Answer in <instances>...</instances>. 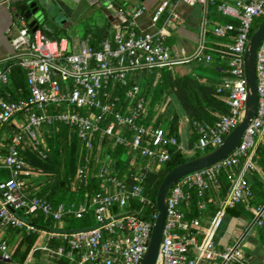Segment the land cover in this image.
Masks as SVG:
<instances>
[{
	"label": "built area",
	"instance_id": "1",
	"mask_svg": "<svg viewBox=\"0 0 264 264\" xmlns=\"http://www.w3.org/2000/svg\"><path fill=\"white\" fill-rule=\"evenodd\" d=\"M170 1L173 0H163L153 16L154 23ZM174 1L194 5L202 0ZM220 11L236 20L213 29L214 35L224 43L210 46L203 37L191 53L175 50L168 43L164 29L139 32L133 21L129 28L114 30L97 47L89 39L73 44L66 37L58 38L46 23L33 31L25 18L19 19L15 31L9 30L13 54L7 60H14L25 69L29 95L9 100L1 94L9 83L11 67L3 64L6 60L0 61V125L11 124L14 128L8 132L6 153L0 155V167L9 172V177L0 182L2 260L14 261L10 244L1 232L2 228L10 227L63 241L65 246L60 252H65L75 264L141 263L157 217V209L150 216L145 214V209L156 207V201L153 204L146 191V174L142 168L118 176L109 171L107 155L97 174L101 180L99 191L86 193L78 201L54 204L28 189L24 179L29 174L28 163L21 147L26 142L43 146L42 153L46 156L47 127L63 123L75 129L86 154L92 151L99 135L113 139L137 158L160 167L170 160L169 147L178 146V139L154 122H147L149 98L129 75L145 68L172 70L191 62L211 64L215 54L226 60L228 75L217 86L216 94L223 99L227 111L213 122L194 120L198 135L194 151L205 152L220 145L245 116L248 89L244 56L254 24L264 19V0H238L235 4L223 1ZM179 18L178 13H172V21ZM256 73L257 114L239 146L220 163L183 177L170 189L157 264H246L239 241L221 249L214 237L226 210L241 203L252 212L257 227L264 228V200L251 204L256 200L253 185L243 172H238L244 161L245 169L258 176L264 193V171L253 160L264 143V38L257 53ZM88 171L87 163L80 164L77 180L82 181ZM223 173L230 179V188L205 228L202 215L208 208L207 199L214 194L221 196ZM135 203L141 207L134 206ZM193 204L198 217L189 216ZM39 215L55 226H37L31 217ZM89 215L94 219L93 226L59 227L67 217L82 219Z\"/></svg>",
	"mask_w": 264,
	"mask_h": 264
},
{
	"label": "crops",
	"instance_id": "2",
	"mask_svg": "<svg viewBox=\"0 0 264 264\" xmlns=\"http://www.w3.org/2000/svg\"><path fill=\"white\" fill-rule=\"evenodd\" d=\"M223 1L235 4L238 0H202L194 5L173 0L164 9L159 21L154 23L153 16L163 0H0V61L9 59L13 54L12 35L9 30L15 31L19 19L25 18L20 9L21 5L25 3L37 2L41 10L37 15L38 24H48L52 28L54 36L58 37L56 34L60 33L61 36L58 38L66 37L73 44L79 42L80 39H89L91 43L101 42L105 36H108L114 30L129 28L130 22L133 21L139 32L155 33L160 28L164 29L168 43L175 50L191 53L197 48L203 37L210 46L224 43V40L217 38L213 33L215 26L223 24L222 20L228 17L220 11ZM97 10L100 12L98 19L93 18L94 12ZM139 10H141L140 14L135 16V12ZM173 12L178 13L180 16L176 21L171 20ZM60 17H62V23L58 22ZM27 21L30 23L29 20ZM205 71L204 74H194L189 69V71L184 70L179 74L174 68L175 75L178 77H199L205 83L215 86L214 96L221 104L220 109L223 112L218 111L216 107L207 108V111L218 117L227 111L223 99L216 94L217 86L228 75L226 60L215 54L214 61L211 64H206ZM141 75L142 81H144L145 74L142 73ZM2 92L6 94L7 91L2 89ZM170 94H163L152 114L151 122L176 136L178 139L177 149L185 158H192L196 154L194 146L198 139L194 120L200 119L191 117L179 99L174 104L176 106L169 107ZM147 97L151 102L152 94ZM12 128L1 130L4 135L0 140V155L6 153L8 132H13ZM128 154L131 155L128 162L130 166L136 168V170L142 168L146 176L149 172L148 168L151 166L157 168L152 161L137 158L130 152ZM253 160L262 169V159L258 152H256ZM244 165L245 162L243 161L238 167V172H243L252 185L256 182L260 183L258 176L254 172L245 169ZM24 179L28 189L33 192L34 189L40 187L41 184L38 183H41L43 176L38 179L35 176H25ZM260 187L262 189L261 183ZM228 191L229 189L227 193ZM227 193L225 195L221 193V196L214 194L207 199L208 208L202 215L205 228L208 227L210 220L220 209L222 197L224 198ZM66 226V220L59 225L64 229ZM1 232L8 240L16 262L21 264L23 261L25 264H75L65 252H60V248L65 246V243L61 240L49 239L44 233L27 234L22 230L10 227L2 228ZM34 235H36V238L30 244L29 239ZM214 240L221 249L239 241L245 255L246 264H264V228L257 227L254 223L253 214L247 207L246 209L241 206L228 208ZM14 261L6 262L0 257V264H16Z\"/></svg>",
	"mask_w": 264,
	"mask_h": 264
},
{
	"label": "trees",
	"instance_id": "3",
	"mask_svg": "<svg viewBox=\"0 0 264 264\" xmlns=\"http://www.w3.org/2000/svg\"><path fill=\"white\" fill-rule=\"evenodd\" d=\"M222 22H236V20L226 17L222 20ZM259 23L260 22L257 23V26L259 25ZM56 35L58 37L61 36L60 33ZM99 43L100 42L95 41L91 44L97 47ZM3 64L5 66H10L11 72L9 76V83L5 87L7 94L3 92L1 94L9 100H17L20 98L27 97L29 95V89L27 85V73L25 69L16 64L14 60H6ZM202 67L206 69V64H202ZM142 73L145 74L144 81H142L141 78ZM157 74H161V78L158 84L154 86V90L152 91L154 82L157 78ZM171 78H174L176 82L172 83L170 81ZM131 81L137 82L141 85L142 93L145 94V97L152 94L147 122L151 121L152 114L164 93L169 94L174 92L182 103L185 110L189 112L191 117L196 119L213 122L217 117L213 116L210 112L207 111V108L210 107H216L218 111L223 112V110L220 109L222 107L221 104L218 102L214 95L209 94L210 101L203 102L202 98L200 96L198 97L195 94L196 91L193 92L194 86L197 81L194 77H178L177 75H175L174 69L169 70L167 68L158 67L145 68L144 71L135 72V75L131 78ZM199 85L202 89L209 87L215 92V86L207 84L204 81ZM186 94H188V96ZM186 98H190V101L187 102ZM5 127L11 129L12 125H0V130L4 129ZM45 143L48 147L46 156H43L41 158L37 157V162L33 160L34 163H32V167L37 168L39 167L40 163L43 166L41 168H50L59 176L54 182H51L46 185L41 184L40 187L38 189H34L33 192L54 204L78 201L79 199L83 198L86 193L92 195L99 191L101 189V180L97 176V174L107 155L110 156L108 168L111 173L116 174L118 176H124L129 175L136 170V168L130 166L128 163V158L131 157V155L128 154L130 150L124 145L116 143L113 139L109 137L98 135L94 140V147L92 151L89 152V154L83 152V156L82 158H80L81 142L76 134V131L74 128L63 123L47 127L45 131ZM25 144L26 143H23L21 151L25 159L30 161V158L27 157V154L24 151ZM210 150L212 149H208L205 152L197 151L195 156L193 157L199 156ZM169 151L171 153V158L166 163L160 166V172L153 173V177H151L148 172L146 176V191L149 194L151 200L153 201V204L156 201V195L159 186L167 172L171 170L174 166L184 161H187L188 159H191L185 158L176 146H170ZM257 152L262 159L261 167L264 171V145H260L257 149ZM47 162H50V164H48ZM83 163L88 164L89 171L83 178V180L80 181V183L76 182L77 188L75 190H72L70 184L74 181L76 177L78 166ZM42 176L43 174H39L35 177L38 179ZM7 177H9L8 170L0 167V182L6 179ZM152 178L153 180H151ZM221 180L222 195H225L230 186V179L226 173H223ZM253 188L256 194V200L251 204H257L262 202L264 200V193L260 187V183H254ZM134 206L138 208L141 207V205H138L137 203H135ZM236 206H241L243 207V209H246L247 207L246 204L243 203L237 204ZM155 211L156 207L153 206V208L149 210L145 209V214L150 216V214ZM189 216H199L198 211L195 208V204H193V208L191 209V213ZM31 220L40 228L55 226V224H53L49 220L44 219V217L41 215L37 217H31ZM66 223V229H81L93 226L94 219L92 215H89L86 218L82 219H77L73 216H70L66 218ZM35 238L36 235L31 236V238L29 239L30 244L34 242ZM23 262L22 264H25Z\"/></svg>",
	"mask_w": 264,
	"mask_h": 264
},
{
	"label": "water",
	"instance_id": "4",
	"mask_svg": "<svg viewBox=\"0 0 264 264\" xmlns=\"http://www.w3.org/2000/svg\"><path fill=\"white\" fill-rule=\"evenodd\" d=\"M20 9L24 13L25 18L30 21V26L33 31L37 30L39 27L37 15L41 12L37 2L22 4ZM58 22L62 23V17L58 19ZM263 38L264 19L255 28L246 46L244 70L248 93L245 103L244 118L235 126V128L228 134L220 145L206 153L174 166L164 176L156 195L157 217L153 224L147 250L140 264L158 263L166 223L168 195L173 185L183 177L214 166L230 156L239 146L245 132L256 116L259 101L256 62L258 49Z\"/></svg>",
	"mask_w": 264,
	"mask_h": 264
},
{
	"label": "rangeland",
	"instance_id": "5",
	"mask_svg": "<svg viewBox=\"0 0 264 264\" xmlns=\"http://www.w3.org/2000/svg\"><path fill=\"white\" fill-rule=\"evenodd\" d=\"M99 17H100V12H98V10H97V11L94 12L93 18H97L98 19ZM261 21L262 20H257L256 21V23L253 26L254 27L253 28V31L255 30V26H257V23L258 22H261ZM189 69H190V72H193L194 74H204L206 72L205 71V68L202 67V64L201 63H196V62H194L193 64L177 65L175 67V70L179 74L181 72H183L184 70L189 71ZM134 75H135V73H131L129 75V78L134 77ZM160 78H161V74H157V78H156L153 86H156V84H158ZM195 79L197 81H196V84L194 83L195 86H194L193 92L196 91L195 94L198 97L200 96L202 98L203 102H209L210 101V95L209 94L214 95L213 89H211L209 87H207L205 89L200 88V85L199 84H201L203 82V79L202 78L200 79L199 77H195ZM170 81L172 83L173 82H176L174 78H171ZM152 90H154V87L152 88ZM171 94L169 96L170 97L169 98V103H168L169 107L172 106V105L173 106H176L174 104H176L177 103V100H178V97H177V95L174 92L171 93ZM186 95L188 96V94H186ZM186 101L189 102L190 101V98H186ZM2 135H4V134H2ZM24 151L27 154V157L30 158V161L27 160L28 167H27L26 170H27V172H29V174L26 175L27 177H33V176H36V175H39V174H43V179H42L41 183H38V184H42V185H46V184H49V183L54 182L55 180H57V178H58L59 175L56 174L50 168H41L43 166L40 163H39V167H37V168L32 167V165H33L32 163H34L33 160H35L37 162V157H40V158L43 157V153H42L43 146L36 145V144H32L30 142H26V144L24 146ZM82 156H83V151H82V149H80V158H82ZM128 159L130 160L131 157L128 158ZM47 163L50 164V162H47ZM129 168H131V167H129ZM148 169H149V174L151 175V177H153V173L160 172V167H158V166H157V168L154 167V166H151ZM151 180H153V178ZM34 181H37V180H34ZM76 182L80 183V181L77 180V178L75 177L74 181L71 182V184H70L72 190L77 188L76 187L77 186Z\"/></svg>",
	"mask_w": 264,
	"mask_h": 264
}]
</instances>
